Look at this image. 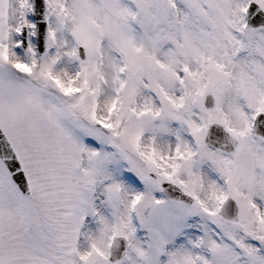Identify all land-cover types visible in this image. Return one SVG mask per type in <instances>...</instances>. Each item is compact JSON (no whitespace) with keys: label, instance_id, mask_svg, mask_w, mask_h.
Segmentation results:
<instances>
[{"label":"snow or ice","instance_id":"6c2138e0","mask_svg":"<svg viewBox=\"0 0 264 264\" xmlns=\"http://www.w3.org/2000/svg\"><path fill=\"white\" fill-rule=\"evenodd\" d=\"M0 264H264V0H0Z\"/></svg>","mask_w":264,"mask_h":264}]
</instances>
